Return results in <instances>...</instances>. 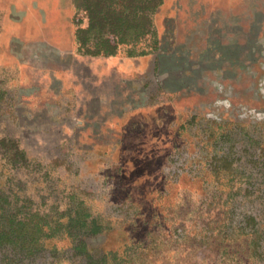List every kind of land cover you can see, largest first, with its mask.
Masks as SVG:
<instances>
[{
	"label": "rangeland",
	"instance_id": "374dc122",
	"mask_svg": "<svg viewBox=\"0 0 264 264\" xmlns=\"http://www.w3.org/2000/svg\"><path fill=\"white\" fill-rule=\"evenodd\" d=\"M152 23L91 56L74 0H0V198L55 230L0 264H264V0Z\"/></svg>",
	"mask_w": 264,
	"mask_h": 264
},
{
	"label": "trees",
	"instance_id": "16d2710c",
	"mask_svg": "<svg viewBox=\"0 0 264 264\" xmlns=\"http://www.w3.org/2000/svg\"><path fill=\"white\" fill-rule=\"evenodd\" d=\"M78 12L87 25L75 33L79 49L91 56L116 54L120 46H135L152 33V16L162 0H74ZM0 147L8 153L9 163L15 165L23 160V152L16 142L2 138ZM0 198V248H10L25 258L46 249L45 243L55 232L34 212L18 216L13 207H6ZM9 207V208H8ZM11 210V212H10ZM78 225V224H76ZM55 246L49 247L54 251ZM86 250L82 243L77 249ZM17 258V257H16Z\"/></svg>",
	"mask_w": 264,
	"mask_h": 264
}]
</instances>
